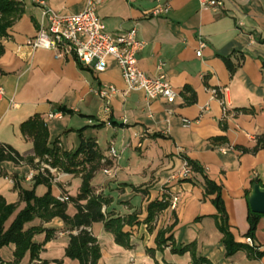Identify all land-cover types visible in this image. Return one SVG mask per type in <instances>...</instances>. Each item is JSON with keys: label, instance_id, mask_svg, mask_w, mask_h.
I'll use <instances>...</instances> for the list:
<instances>
[{"label": "crops", "instance_id": "1", "mask_svg": "<svg viewBox=\"0 0 264 264\" xmlns=\"http://www.w3.org/2000/svg\"><path fill=\"white\" fill-rule=\"evenodd\" d=\"M23 1L25 12L9 28L0 56V143L23 155L32 154L33 142L25 138L21 125L36 114L47 123L50 145L59 140L63 149L75 150L81 136L95 139L114 169L112 176L104 169L98 171L92 181L111 199L104 212L115 216L136 212L140 220L131 236L132 248L119 245L103 222L93 223L90 229L101 246L98 264H191L190 252L172 248L193 241L198 254L214 264H264V256L251 258L245 250L226 255L213 202L216 195H207L205 189V177L222 187L231 231L237 242L246 244L251 229L249 194L254 180L264 186V147L257 148V138L264 134V0H223L219 12L202 7L201 0H165L172 5L165 16L151 14L154 0H91L97 3L107 31L137 27L139 39L145 42L139 66L156 76L159 64H165L167 78L178 93L173 103L164 98L148 100L142 90L125 93L114 57L99 72L74 57L57 58L52 50L30 46L28 40L46 18L33 0ZM89 1L48 0V4L70 15L82 11ZM201 41L205 46L198 56ZM105 84L119 90L109 101L99 96ZM184 119L191 124L185 126ZM111 145L118 150V159L109 155ZM187 160L203 172L181 176ZM3 168L0 195L18 205L6 222L8 228L27 205L21 190L33 188L38 171L24 162L6 161ZM53 173L54 196L80 192V175ZM47 190L44 184L35 187L39 196ZM164 194L170 200L179 196L176 207L169 205L147 224L149 204ZM76 212L69 203L67 213ZM37 226L56 231L49 240L46 231L35 234L33 241L43 245L38 262L80 264L66 255L70 238L61 218H35L24 228ZM160 230H167L165 237L172 238L162 249L157 248ZM252 238L264 251V214ZM15 250V243L1 249L4 264L14 260ZM31 260L28 250L18 264Z\"/></svg>", "mask_w": 264, "mask_h": 264}, {"label": "trees", "instance_id": "2", "mask_svg": "<svg viewBox=\"0 0 264 264\" xmlns=\"http://www.w3.org/2000/svg\"><path fill=\"white\" fill-rule=\"evenodd\" d=\"M24 12L23 0H0V56L5 51L3 39L8 35L9 28L16 23ZM194 99L192 98V100ZM58 109L71 112V110L62 107ZM21 130L25 138L33 142V153L23 155L13 146L0 143V176L6 175L3 168V163L6 161H12L16 164L27 163L38 172L33 177V188L21 190V199L26 201L27 205L17 213L8 228L6 222L15 213L18 205L8 203L5 197L0 195V264H4L1 249L11 243L16 244V250L14 260L7 264H18L28 250L31 251L32 257L30 264H46L45 261H37L43 245L35 243L33 238L35 234L46 231V240H49L56 236V231L46 229L43 226L25 229V224L35 218L50 221L59 217L63 220L65 231L68 232L70 238L66 255L79 260L80 264H98L101 258L100 243L90 229L95 222H103L105 229L114 234L115 241L119 245L132 248L131 236L135 226L140 223L138 213L135 212L125 216L106 214L104 206L108 205L111 199L102 192H98L92 185L95 174L112 165V161L102 153L95 139L81 136L80 143L75 150L63 149L59 144V140L50 145L49 129L45 119L40 114H36L23 122ZM258 147H264V134L257 138ZM104 158H106L105 161H103ZM187 161L192 170L203 172L202 167L196 162ZM44 164L56 169V172L80 175L82 177L80 192L76 196L64 193L63 195L67 196L65 200H60V198L54 196L51 187L55 174ZM253 183L255 185L259 181L254 180ZM40 184L48 187L47 192L41 196L35 192V187ZM205 189L207 195H216L213 202L218 211L216 216L217 225L223 233L222 243L225 246L226 255L231 256L239 250H245L251 258L264 256V251H261L256 244L250 246L247 243L243 244L235 240L222 198V187L210 178L205 177ZM69 203H73L77 208V212L73 216L67 213ZM169 205L170 198L167 194H164L163 199L151 202L145 222L150 225L156 216L168 208ZM261 215L250 210L251 229L248 236L252 237L254 234ZM167 230H160L158 233V249H162L167 241L172 239L171 236L165 237ZM172 250L179 253L190 252L192 256L191 264H214L206 256L198 254L195 241L179 247L173 246ZM148 252L153 254L154 250L148 249Z\"/></svg>", "mask_w": 264, "mask_h": 264}, {"label": "built area", "instance_id": "3", "mask_svg": "<svg viewBox=\"0 0 264 264\" xmlns=\"http://www.w3.org/2000/svg\"><path fill=\"white\" fill-rule=\"evenodd\" d=\"M38 6L43 8L46 23L42 24L37 34L28 40V44L33 48H44L55 52L57 58L74 57L86 66L94 67L95 70L103 72L107 69V59L114 57L119 65L122 77L126 84L125 93L142 90L148 100L164 98L168 103H173L178 93L174 90L165 72V64H159V73L156 76L148 75L139 66V53L145 46V42L139 39L136 26L126 31L111 33L99 16L97 3L89 1L86 7L76 14L62 15L49 6L48 0H33ZM155 8L151 14L153 16H165L172 10V5L165 0H154ZM201 6L219 12L224 8L223 0H201ZM205 42H200L197 55H202ZM114 84H105L99 90V96L109 101L118 92ZM0 93H3L0 87ZM225 113L227 108L225 107ZM55 114H51L54 116ZM184 125L191 124L189 119L183 120ZM226 152L228 148L223 147ZM109 155L113 159L119 158V152L114 145L109 148ZM106 158L103 159L105 161ZM49 167L52 172L56 169ZM105 173L112 176L114 169L107 167ZM193 172L188 161H185L180 175L188 177ZM66 195H62L60 200H65ZM179 201L178 195H173L170 206L175 208ZM246 243L254 246L255 242L251 236L246 238Z\"/></svg>", "mask_w": 264, "mask_h": 264}, {"label": "water", "instance_id": "4", "mask_svg": "<svg viewBox=\"0 0 264 264\" xmlns=\"http://www.w3.org/2000/svg\"><path fill=\"white\" fill-rule=\"evenodd\" d=\"M250 208L254 213L264 214V186L255 184L249 194Z\"/></svg>", "mask_w": 264, "mask_h": 264}]
</instances>
